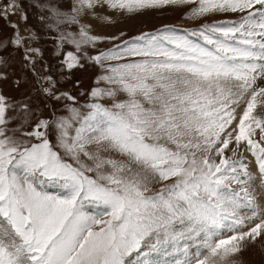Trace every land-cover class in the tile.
I'll list each match as a JSON object with an SVG mask.
<instances>
[{
    "label": "snow or ice",
    "instance_id": "6c2138e0",
    "mask_svg": "<svg viewBox=\"0 0 264 264\" xmlns=\"http://www.w3.org/2000/svg\"><path fill=\"white\" fill-rule=\"evenodd\" d=\"M186 5H195L189 19L238 18L184 34L145 32L87 54L124 36L91 33L81 18L114 23L97 8L135 17ZM40 7L51 13L49 27L79 26L62 32L80 54L67 52V67L87 58L108 87L68 107L67 117L23 132L10 129L0 96V264H237L231 258L245 242L264 235V204L254 195L264 189V0ZM19 8L11 0L0 14Z\"/></svg>",
    "mask_w": 264,
    "mask_h": 264
},
{
    "label": "rangeland",
    "instance_id": "374dc122",
    "mask_svg": "<svg viewBox=\"0 0 264 264\" xmlns=\"http://www.w3.org/2000/svg\"><path fill=\"white\" fill-rule=\"evenodd\" d=\"M10 3L11 0H0V9L7 8ZM17 3L20 8L15 14L11 10L7 17L0 14V43L3 44L0 47V96L5 98L8 106L6 115L11 121L10 129L23 132L31 130L39 120L53 121L67 117L68 107L85 105L90 102L93 89L106 88L108 85L98 83L103 73L99 66L87 58L80 61L83 67H67V52L80 54L75 53L74 45L66 39L62 40V32L78 34L79 26L61 24L60 30L55 25L49 27L53 22L45 17L51 13L48 7H40L51 3L61 11L71 12L73 0H17ZM193 7L195 5L168 7L147 11L135 17L113 13L106 6L103 9L97 8L100 15L110 16L114 23H101L92 17L86 20L81 18V22L91 25V33L101 37L120 36L121 33L124 36L121 40H104L96 48L89 46L87 54L94 56L108 51L114 45L121 44L124 39H131L145 32L156 33L157 30L173 28L179 34H184L204 24L238 18L235 14H216L189 19L188 15ZM24 15L27 16L26 21L21 19ZM18 34L23 38L20 46L13 43ZM68 96L73 97L74 101L67 99ZM102 102L110 105V101ZM245 155L248 160L253 159L249 154ZM249 169L256 172L254 162L249 164ZM155 187L159 188V185ZM44 190L50 194L62 193L59 187L47 186ZM254 195L258 202L264 204V189H255ZM159 258L156 257L158 260ZM165 258L170 259L169 256ZM231 259L237 264H264V235L255 242L246 241L242 251Z\"/></svg>",
    "mask_w": 264,
    "mask_h": 264
},
{
    "label": "bare ground",
    "instance_id": "6f19581e",
    "mask_svg": "<svg viewBox=\"0 0 264 264\" xmlns=\"http://www.w3.org/2000/svg\"><path fill=\"white\" fill-rule=\"evenodd\" d=\"M10 13V12H9ZM126 18V17H125ZM124 18V19H125ZM88 19V18H87ZM92 22V21H91ZM86 23V22H85ZM170 259L167 260V258L163 257L164 260H167V261H172L174 258L172 256H169ZM160 259V258H159ZM158 260V259H157Z\"/></svg>",
    "mask_w": 264,
    "mask_h": 264
}]
</instances>
